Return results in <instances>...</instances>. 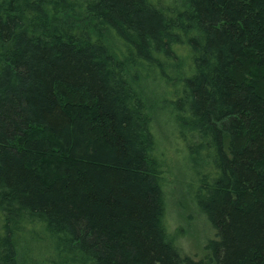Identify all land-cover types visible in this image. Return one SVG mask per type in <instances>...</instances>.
<instances>
[{
    "label": "trees",
    "instance_id": "obj_1",
    "mask_svg": "<svg viewBox=\"0 0 264 264\" xmlns=\"http://www.w3.org/2000/svg\"><path fill=\"white\" fill-rule=\"evenodd\" d=\"M129 64L177 78L191 191L217 230L202 259L169 236ZM58 147L69 166L43 173ZM39 234L28 264H264V0H0V264Z\"/></svg>",
    "mask_w": 264,
    "mask_h": 264
},
{
    "label": "rangeland",
    "instance_id": "obj_2",
    "mask_svg": "<svg viewBox=\"0 0 264 264\" xmlns=\"http://www.w3.org/2000/svg\"><path fill=\"white\" fill-rule=\"evenodd\" d=\"M110 45L119 57L127 54L122 42L112 39ZM129 69L131 76L134 72L137 74L135 84L148 103L159 154L163 159L166 225L169 236L179 246L182 255L202 259L207 255L206 246L209 240L217 238V230L197 206L191 191L196 180L194 163L185 141L180 137L171 103L175 98L173 85L177 78L172 75L162 77L156 69H147L137 64H129ZM68 166L65 150L58 147L44 159L41 171L56 175ZM17 242L19 264L29 263L24 258L28 247L34 251H45L50 246L43 234L37 235L33 241L20 237ZM41 264H50V261L44 260Z\"/></svg>",
    "mask_w": 264,
    "mask_h": 264
}]
</instances>
